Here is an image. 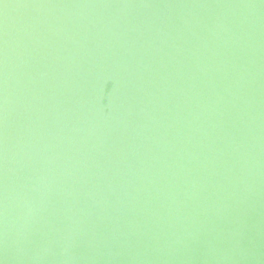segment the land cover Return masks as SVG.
<instances>
[{
  "label": "water",
  "instance_id": "water-1",
  "mask_svg": "<svg viewBox=\"0 0 264 264\" xmlns=\"http://www.w3.org/2000/svg\"><path fill=\"white\" fill-rule=\"evenodd\" d=\"M0 264H264V0H0Z\"/></svg>",
  "mask_w": 264,
  "mask_h": 264
}]
</instances>
